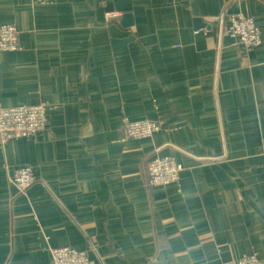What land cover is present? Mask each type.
I'll use <instances>...</instances> for the list:
<instances>
[{
	"label": "crops",
	"instance_id": "obj_1",
	"mask_svg": "<svg viewBox=\"0 0 264 264\" xmlns=\"http://www.w3.org/2000/svg\"><path fill=\"white\" fill-rule=\"evenodd\" d=\"M237 13L260 47L229 37ZM9 23L20 49L0 51V108L41 105L47 122L0 144V264L68 246L98 264H264V0H0ZM144 120L161 131L127 139ZM153 156L182 166L176 183H147Z\"/></svg>",
	"mask_w": 264,
	"mask_h": 264
},
{
	"label": "built area",
	"instance_id": "obj_2",
	"mask_svg": "<svg viewBox=\"0 0 264 264\" xmlns=\"http://www.w3.org/2000/svg\"><path fill=\"white\" fill-rule=\"evenodd\" d=\"M242 2L244 0H233ZM123 16L120 11L105 12L104 18L109 20L119 19ZM223 17L217 18V24ZM231 26L227 30L229 37L236 45L251 50L261 46L260 29L241 13L230 16ZM20 49L19 33L13 24L0 25V51L13 52ZM47 117L41 105L18 106L0 108V144H5L12 139H30L41 134L46 127ZM125 136L129 140H145L161 131V126L156 121H134L123 125ZM145 176L150 186H171L176 183L182 171V166L173 159L153 156L145 164ZM34 170L27 167L13 170L9 181L20 194L25 193L34 183ZM50 264H98L93 255L71 246L54 248L50 251ZM235 264H261L254 254L244 255Z\"/></svg>",
	"mask_w": 264,
	"mask_h": 264
},
{
	"label": "water",
	"instance_id": "obj_3",
	"mask_svg": "<svg viewBox=\"0 0 264 264\" xmlns=\"http://www.w3.org/2000/svg\"><path fill=\"white\" fill-rule=\"evenodd\" d=\"M120 24H121V26H123L125 28L131 27V24H132L131 16L130 15H124L120 21ZM193 24L197 30L202 29V27L208 26V24H205L201 20H197V19H195L193 21ZM130 40H132V39L128 38V39H124V40H112L111 44L113 45V48H120V47H123L126 44H128Z\"/></svg>",
	"mask_w": 264,
	"mask_h": 264
}]
</instances>
